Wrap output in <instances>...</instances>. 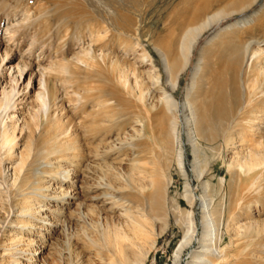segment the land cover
I'll return each mask as SVG.
<instances>
[{"label": "rangeland", "instance_id": "374dc122", "mask_svg": "<svg viewBox=\"0 0 264 264\" xmlns=\"http://www.w3.org/2000/svg\"><path fill=\"white\" fill-rule=\"evenodd\" d=\"M207 1L0 0V264H191L203 199L215 222L210 264H264V160L241 173L232 140L200 138L187 104L194 77L197 92L221 70L220 47L240 46L264 71V0H224L209 14L221 22L195 38L188 32L202 20L192 16ZM170 49L181 59L176 77ZM251 108L243 124L264 110V95ZM256 116L247 141L264 134V113ZM24 152L32 180L47 187L49 216L28 224L11 175ZM156 179L166 216L132 246L121 238L134 235L132 215L147 213ZM191 218L198 240L177 257Z\"/></svg>", "mask_w": 264, "mask_h": 264}, {"label": "bare ground", "instance_id": "6f19581e", "mask_svg": "<svg viewBox=\"0 0 264 264\" xmlns=\"http://www.w3.org/2000/svg\"><path fill=\"white\" fill-rule=\"evenodd\" d=\"M223 2L224 0H209L200 5L198 10L192 16V23L196 24L200 20H202V23L200 22V26L191 29L188 33L195 35V38H199L204 31L216 24L218 25L221 22L220 13H216L211 16L209 14L210 10L215 5H220ZM240 3L241 0H238L235 5ZM239 7L240 5L236 8L238 9ZM217 50V58L218 61H220L219 67L221 70L216 68L214 70V74L211 71L210 77L206 78L205 80V85L201 83V85H199L198 91L195 92L194 90L198 85V77L200 76V74H197L194 77L193 87L189 91L187 104L196 123L200 138L208 141L222 140L223 142L232 140L231 145L235 148V151L233 152L234 156L231 158V162L233 165L238 166L237 169H239V171L242 173L245 168L247 170H252L255 165L263 162L264 160V134L259 137L260 140L247 141L245 139L246 132L250 127L248 123L259 122L260 120L256 115H258V113H264V110L257 111V114L254 112V116L250 118L246 124H243L242 121L243 116H247L248 113L253 114V108L251 107L257 97H263L264 95V71H262L263 68H259L258 63L253 64V57L251 58L250 62V59L245 56L244 50L238 45L230 44L229 47H220ZM261 54L262 53H260V56H262ZM167 55L171 59L170 63L166 61L168 72H170L172 77H176L177 74L180 75L181 59H178L175 56V50L173 49L167 50ZM183 58L187 59L185 55H183ZM183 62L185 63H183V66L185 67L186 61ZM251 74L254 76L252 77ZM173 87L174 89L176 88V86ZM44 95L45 92L42 90L36 93V96L39 97L43 103L45 100ZM165 102L169 107L177 108L176 100L171 96H167ZM164 124L165 123L162 124V129L164 128L163 130L165 131ZM241 126L243 128V138L240 140V142L236 143L237 138L235 131ZM28 157V152L21 153L20 160H18L19 158L17 159L19 162L16 161L17 164L14 162L15 165L11 167V170L14 171V173L11 172V175L14 177H12V182L17 178L19 181V185L17 187L18 193L21 195L20 199L24 200L21 204V210L19 211V214H21L22 219H24V223L27 224L31 222L32 219L45 220L44 218L49 217L47 215V211L43 209L44 205H41L46 197V191L44 188L46 186L41 184L38 185L35 183V181H33V170L31 168L32 165L29 163ZM180 159L181 161L184 159L183 155L180 156ZM15 171L18 173L16 174ZM15 185L12 186L14 187ZM152 185L154 186V190L152 193H150V195H148V197H146V205L148 204L147 206L149 208L147 207L148 210L144 208L147 213H145V211H143V213L140 212L143 207L141 209L140 207L136 208L140 209L139 211L137 210L138 212L136 213L140 212V215L147 217H141L143 220L136 219L138 217H136V213H134L136 210L133 211L132 209L134 213L132 215V221L134 222L133 225L130 226L134 228V235L131 234L133 237H130V233H128L122 236L124 238H121L122 240L126 238L132 246L138 245L142 241H150L149 237L154 231L152 232V227H149V220H154L159 216H166L167 213L166 206L164 205V190L162 183L156 179L153 180ZM30 188H34V190L36 189V192H40L32 194L28 197H24L23 193ZM69 193L65 194V196L69 195ZM202 206L203 214L201 218V224L204 228V237L203 239H199V246L195 251H193L191 264H210L207 256L209 253L213 256L216 252L212 247L213 244L208 242L210 239H212L210 235L213 227L215 226L213 214L210 212L211 204L209 200L203 199ZM34 227L39 230L42 229L38 225ZM184 229V237L178 247L177 257L182 254L184 248L191 246L196 240H198V231L193 218L189 220V224H185ZM125 241L123 240V242ZM128 241L126 243H128ZM118 252L120 254L119 256H121L119 263H122L123 258L125 257L124 250H118ZM18 257H21L20 254H18ZM113 257L114 256L111 257V261H116L119 259L116 258L113 260ZM11 264H18V262L14 260L11 262Z\"/></svg>", "mask_w": 264, "mask_h": 264}]
</instances>
